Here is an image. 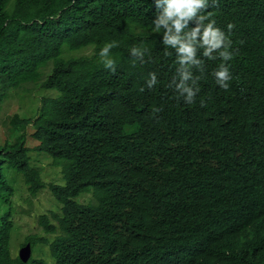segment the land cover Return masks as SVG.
<instances>
[{
	"label": "trees",
	"instance_id": "trees-1",
	"mask_svg": "<svg viewBox=\"0 0 264 264\" xmlns=\"http://www.w3.org/2000/svg\"><path fill=\"white\" fill-rule=\"evenodd\" d=\"M154 11L152 0H0V264H264V0L209 9L235 25L233 79L219 89L206 62L192 105L168 87L175 58L151 32ZM110 40L115 74L96 57ZM141 42L151 61L133 67ZM153 71L160 83L140 92ZM16 97L24 112L4 115ZM205 189L240 218L188 248ZM45 190L58 212L36 210ZM87 193L94 202L79 203ZM23 218L27 263L10 248Z\"/></svg>",
	"mask_w": 264,
	"mask_h": 264
},
{
	"label": "clouds",
	"instance_id": "clouds-1",
	"mask_svg": "<svg viewBox=\"0 0 264 264\" xmlns=\"http://www.w3.org/2000/svg\"><path fill=\"white\" fill-rule=\"evenodd\" d=\"M218 2L219 0H152L155 11L151 18V32L159 34V43L164 56L175 58L176 68L168 87L172 89L177 100L187 105H192L199 97L200 80L205 72L206 62H218L211 73L218 88L227 92L231 87L233 76L229 61L233 60L234 56L233 41L230 37L235 25L228 23L226 30L217 26L209 9L217 6ZM115 47L117 43L110 40L96 53L97 62L112 74L117 71V61L112 54ZM129 56L133 58V67L137 63L144 64L151 61L150 49L143 42L131 47ZM158 83L160 81L157 73L149 72L140 92L146 89L152 90ZM199 103L203 108L207 102L200 97ZM160 111L159 107L151 109L154 116ZM43 192L49 194L54 206L47 211L58 212L60 206H56L54 197L47 190L41 191ZM83 197L82 202V197L77 198L79 203L87 205L94 202V200L87 202L91 197L90 193L84 194ZM239 216L240 214L234 209L224 208L217 203L214 205L211 189H205L196 202V231L187 235L183 244L188 248L199 247L198 244L202 243V237L207 233L224 229L226 234L229 228L232 229V222L238 220ZM31 257L32 250L29 260Z\"/></svg>",
	"mask_w": 264,
	"mask_h": 264
},
{
	"label": "rangeland",
	"instance_id": "rangeland-1",
	"mask_svg": "<svg viewBox=\"0 0 264 264\" xmlns=\"http://www.w3.org/2000/svg\"><path fill=\"white\" fill-rule=\"evenodd\" d=\"M90 53H91V50H82L79 53H75V54L77 56H80V55H89ZM22 105H23L22 102H19L17 100V97H16L13 100H11L8 103V105H4V109L2 112L4 115H9V114H12L14 112L22 113V112H24ZM1 139H3V136H2V132L0 131V140ZM34 162L37 163V167L42 168L41 173H43V175L56 172V168L52 167L50 165L51 164L50 160L45 158L44 156L34 157ZM17 196L23 197V198H28V194L26 193V191H22L21 193L17 194ZM83 198L84 197L81 198V202H82ZM32 200L34 202V205H35V208L37 211L46 212L51 207L54 208V206H52L53 203L50 201V197H49V194L47 192L41 193L36 200L35 199H32ZM20 222L21 223H20V227H19L18 231L13 234V237L11 238V241H10V248H11V252L13 254L18 253V250L22 247L20 245L22 244V242H24L25 236L28 233L33 232L32 228H31L30 220L28 218H23ZM41 252H42V254H41ZM36 253H37L36 257L42 258V257H45L48 255V250L46 247L40 246L37 249Z\"/></svg>",
	"mask_w": 264,
	"mask_h": 264
},
{
	"label": "water",
	"instance_id": "water-1",
	"mask_svg": "<svg viewBox=\"0 0 264 264\" xmlns=\"http://www.w3.org/2000/svg\"><path fill=\"white\" fill-rule=\"evenodd\" d=\"M19 258L23 263H26L31 255V248H30V244H27L26 246H24L23 248H21L19 250Z\"/></svg>",
	"mask_w": 264,
	"mask_h": 264
}]
</instances>
